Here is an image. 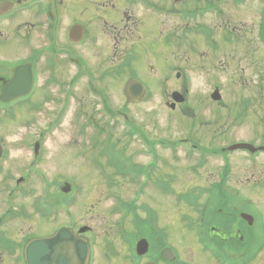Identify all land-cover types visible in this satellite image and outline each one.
<instances>
[{"label":"flooded vegetation","instance_id":"af4514ba","mask_svg":"<svg viewBox=\"0 0 264 264\" xmlns=\"http://www.w3.org/2000/svg\"><path fill=\"white\" fill-rule=\"evenodd\" d=\"M263 14L264 0H0V92L22 64L42 96L89 94L97 80L118 75L143 83L164 77L176 82L165 102L172 116L205 134L222 129L207 138L219 143L239 119L255 124L249 111L264 105ZM224 76L227 89L217 81ZM200 78L214 81L192 89ZM174 93L181 96L172 100ZM170 170L147 181L168 206L141 204L137 215L114 219L91 215L83 233L65 227L89 244V264H263L264 210L244 192L264 184L230 183L225 168L211 180L195 168L184 175L188 184L177 185L172 163ZM181 187L191 199L177 205ZM59 208L58 198L51 217L0 212V264H25L26 241L60 230Z\"/></svg>","mask_w":264,"mask_h":264},{"label":"rangeland","instance_id":"374dc122","mask_svg":"<svg viewBox=\"0 0 264 264\" xmlns=\"http://www.w3.org/2000/svg\"><path fill=\"white\" fill-rule=\"evenodd\" d=\"M212 81L214 79L200 78L193 80L191 87L205 91ZM217 81L222 84L224 89L230 87L231 81L226 76ZM116 82L114 88L113 85L107 84V81L101 83V85L108 87L107 93L104 95L106 102H103L111 108L107 115L103 114L101 103L93 102L89 97L83 95L87 101L84 100L83 102L81 95L71 97L61 116L63 118L60 124H55L54 120L60 111L61 95L47 96L50 99L48 101L43 95V97H39V102L38 96L34 95L31 98L33 104L38 102L37 110L34 111L30 107V103L18 106L13 111L14 119H10L9 113L2 111L0 114V143L6 156L0 162V184H10L9 180L12 178H18L27 173L24 172V165L30 163L32 157L34 158L33 151L28 148L29 145L27 144L38 139L40 153L33 167L38 169L37 171L41 173L45 181H52L57 186L54 188H57L56 194H60L59 199H65L69 202V209L77 217V222L85 224L86 221L89 222L87 217L91 215L110 216L114 219L113 216L115 215L111 213V209L121 202L133 199H135V207L144 204L157 210L158 205H169L168 199L157 189L147 186L137 190V183L129 182L128 178H115L112 167L116 168L117 163L113 160H107L105 154L101 155L102 148L107 151L113 147L117 158L120 160L117 165L118 174L119 170L125 171L131 162L137 165L149 164L154 160L156 154L157 166L150 174L158 176L159 173L165 175L169 171L172 172L170 170L172 163V167L175 169L174 173L178 176L175 183L179 185L185 182L184 175L189 176V167L196 163L197 157L194 154L188 155L181 146L177 147L176 153L164 149L170 141L177 140L179 142L184 137L188 141L198 142L201 147L206 149H218L240 143L248 144L251 147L264 143V105L258 107L259 102L254 103V110L249 111V113L255 111L253 112L255 117H252L256 121L255 124L239 119L235 126L228 130L229 125L224 128L222 135L225 138L222 141L212 143L207 139L208 136L211 138V135L217 134L222 129H217L212 134L210 132L205 134V128L180 121L172 116L166 107L165 99H168L169 90L174 86L172 83L175 84L176 82L166 80L164 84L163 81L160 90L157 89V83L150 82L148 84L151 89L143 102L128 106L124 103L121 86H117ZM241 85L242 80L236 86ZM252 86H254L253 83L249 87ZM124 115L126 119L123 118ZM84 121L87 125L85 127L79 126ZM136 126L143 134L137 130L135 136H144L147 142L150 141L153 153L148 149L150 144L137 143L134 138H130L127 131L133 127L136 128ZM99 127L103 128V133H98ZM110 136L111 139H108ZM241 152H232L228 155L229 167L227 169H230L228 176V179L231 180L230 183L240 181L242 183L251 182L252 184L256 182L257 185L264 184V155L254 154L250 156ZM205 161L204 166L201 167L204 169L202 177L208 179V175L213 174L214 177L211 180L218 179V174L223 171L221 169L224 163L220 159H207ZM96 162L104 163L103 166L106 169L97 168ZM214 173L217 175L215 176ZM103 174L107 175L104 176ZM108 175L114 178V185L108 183ZM5 176L10 177L5 180L3 179ZM30 181L29 179V183ZM63 183L70 185L71 191L68 194H62L59 191L65 187ZM188 183L185 182V184ZM33 188L35 190L40 189L38 183H34ZM183 191L182 187L177 188L178 194ZM23 192L26 190L23 189ZM137 193L139 196L136 197ZM244 194L258 201L257 205L264 210V188L257 187L252 193L244 192ZM22 199L27 200L28 198ZM177 200H180V196H177ZM17 202L23 203L18 200ZM177 214L180 215L179 212ZM39 224L41 227L45 225L44 222H39ZM7 226L12 231V225L8 224ZM258 258L264 259V251Z\"/></svg>","mask_w":264,"mask_h":264},{"label":"water","instance_id":"95a60500","mask_svg":"<svg viewBox=\"0 0 264 264\" xmlns=\"http://www.w3.org/2000/svg\"><path fill=\"white\" fill-rule=\"evenodd\" d=\"M264 35V34H263ZM129 91V90H128ZM140 95V91L137 90V88L135 89V92L130 91L129 92V99L130 100H135L137 98V96ZM10 97V95H2L1 99H8ZM11 98V97H10ZM244 147H247L249 149L252 150V148H250L249 146H245V145H241ZM68 236H64V233H60V235H56L53 238H51L50 240H43L40 241L41 244L40 247H38L37 249H35L34 251H32L33 253H29L31 251L27 249L26 255H27V259H28V263L30 261V264H56L55 261H48L45 259L46 255H48V250L50 252H56V250H52L50 248V246L52 245L53 242L57 243L58 241H60V264H72V258L76 257L77 255V259L76 260H80L82 259L81 254L79 253L80 251V247L78 245H73L70 246L67 244V242L69 240ZM50 248V249H48ZM52 250V251H51ZM39 256V258H37V256Z\"/></svg>","mask_w":264,"mask_h":264}]
</instances>
